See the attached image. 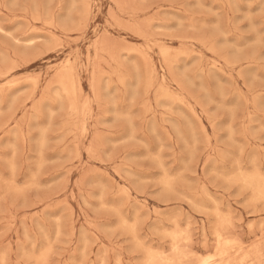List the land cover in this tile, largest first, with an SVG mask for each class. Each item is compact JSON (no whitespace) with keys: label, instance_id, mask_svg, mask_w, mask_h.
<instances>
[{"label":"rangeland","instance_id":"obj_1","mask_svg":"<svg viewBox=\"0 0 264 264\" xmlns=\"http://www.w3.org/2000/svg\"><path fill=\"white\" fill-rule=\"evenodd\" d=\"M222 1L0 0V72L4 74H0V263L1 258L6 257L7 261L3 264H27V257L33 251L38 253L49 249L50 253L54 252L51 253L48 264H144L141 262H144L146 251H161L165 256L172 251L171 246L169 247L170 236L174 232L176 234V230H179L177 233L186 241H182L184 246L191 248L192 252L191 249L189 252L194 253L195 255H192L199 260L200 257L204 258L213 253V238L219 223L217 220L223 217L228 232L229 228L233 229L235 225L236 231L231 229L230 234L238 239V236H241L240 242L248 253L251 252L253 244L252 249H262V259L258 263L261 264L264 260V224L261 225V222H264V197L257 196L258 184H250L249 181L252 178L264 179V0H233L234 6L231 0ZM247 10L250 12L247 13ZM173 17L175 19H171ZM142 25L144 27H141ZM145 33L149 34V37ZM234 36L237 37L233 38ZM211 42L213 44H210ZM54 43L60 44L57 47ZM178 47H183L184 51ZM210 47L214 48L213 53L210 51L211 54ZM158 48L161 50L158 51ZM133 50L135 52L131 53ZM138 50L140 53L136 52ZM169 52L174 53V58L172 55L171 59L169 58ZM94 55L99 57L100 61L95 60ZM198 55H201L200 59L203 60H200ZM168 59L170 63L167 62ZM67 62L71 64L69 67ZM211 66L217 70L220 68V72L213 70ZM147 69L149 73H154L150 75ZM61 72L62 75L59 74ZM73 72H76V75ZM194 73H197V76ZM238 75H241V78ZM90 76L95 77V83L92 82L94 77ZM18 78L28 85L22 84ZM147 78L153 81L148 83ZM11 79L14 83H11ZM202 80L204 86L200 82ZM57 82L60 83L57 85ZM177 84L181 86L177 88ZM56 86H60V90ZM113 88H117V92ZM155 92L157 94H154ZM121 93L125 95H120ZM256 93L261 95L257 97ZM65 94L67 98L74 100H66ZM126 94L129 95L128 98H125ZM48 97L52 101H49ZM155 98L158 100L155 101ZM254 98H258L260 108L263 109H259L258 104L256 106L257 100ZM76 99L81 102V106ZM252 99L255 102L251 101ZM179 100L183 101V104ZM197 101L199 105H196ZM232 102H235V105H232ZM76 104L79 106L76 107ZM181 105L187 109L178 107L182 112L179 111L177 106ZM37 106L42 107L39 108L41 112ZM78 107L80 112L77 111ZM143 117L145 119H142ZM249 117H252L253 122L248 120ZM65 123H69L68 126ZM168 124L170 125L167 126ZM211 124L213 129L209 127ZM247 126L253 128L249 129ZM204 128L207 131L205 135ZM161 131H164V135L158 134ZM249 134L250 137H255L250 138ZM196 136L199 139H196ZM89 146H92L91 149ZM148 152L154 155L151 156ZM218 156L222 159L219 160ZM233 156L234 161L231 159ZM211 160H214V163ZM187 164L189 165L186 166ZM210 166H214L211 171ZM219 167L225 169L221 174ZM229 169L230 173L234 172L233 175L229 173ZM174 182L175 185H172ZM171 190L176 192L172 193ZM120 194L123 196H119ZM207 194L213 195L210 197ZM190 199L191 202H188ZM199 199L203 205H208V208L205 205L203 207ZM214 202L218 205V210ZM220 210L223 212H220L218 217ZM226 210L232 215V226V220L228 219L229 213L225 214ZM135 219L139 222H134ZM213 220L215 225L214 222L211 224ZM176 223L177 226H174ZM251 229H254L255 233ZM184 230L190 238H186ZM207 231H212L211 237ZM204 237L207 238L206 241ZM203 240L207 244L206 249ZM29 248L30 253L27 251ZM71 253L76 257L72 255L71 259Z\"/></svg>","mask_w":264,"mask_h":264},{"label":"bare ground","instance_id":"obj_2","mask_svg":"<svg viewBox=\"0 0 264 264\" xmlns=\"http://www.w3.org/2000/svg\"><path fill=\"white\" fill-rule=\"evenodd\" d=\"M213 1H214V0H213ZM231 1H233V0H231ZM238 1H239V0H238ZM246 1H247V0H246ZM249 1H250V0H249ZM255 1H256V0H255ZM111 2H112V1H111ZM221 2H223V1L221 0ZM227 2H228V0H227ZM247 2H248V1H247ZM200 3H201V2H200ZM209 3H211V2H209ZM126 4H127V3H126ZM222 4H223V3H222ZM254 4H255V3H254ZM4 5H5V4H4ZM209 5H210V4H209ZM227 5H228V4H227ZM234 5H235V4H234V1H233V6H234ZM199 6H200V5H199ZM203 7H205V6H203ZM235 7L237 8V6H235ZM248 7H249V5H248ZM0 8H1V7H0ZM109 8H110V7H109ZM110 9H111V8H110ZM249 10H250V9H249ZM85 11H86V10H85ZM236 11H237V10H236ZM247 11H248V10H247ZM247 11H246V12H247ZM86 12H88V11H86ZM108 12H109V11H108ZM239 12H240V11H239ZM241 12H242V11H241ZM243 12H244V11H243ZM249 12H250V11H248L247 13H249ZM111 13H112V12H111ZM235 13H236V12H235ZM169 16H171V15H169ZM248 16L250 17V15H248ZM115 17H116V16H115ZM115 17H114V18H115ZM192 17H193V16H192ZM226 18H227V17H226ZM171 19H175V17H173V18H171ZM111 20H112V19H111ZM150 20L152 21V19H150ZM180 20H181V19H180ZM180 20H179V21H180ZM230 20H231V19H230ZM112 21H113V20H112ZM140 21H141V20H140ZM113 22H114V21H113ZM120 22H121V21H120ZM180 22H181V21H180ZM210 22H211V21H210ZM216 22H217V21H216ZM216 22H215V23H216ZM218 22H219V21H218ZM227 22H228V21H227ZM230 22H231V21H230ZM114 23H115V22H114ZM176 23H177V20H176ZM43 24H44V23H43ZM158 24H159V23H158ZM115 25H117V24L115 23ZM131 25H132V24H131ZM162 25H164V23H163ZM178 25H179V23H178ZM180 25H182V22H181ZM118 26H119V25H118ZM120 26H121V25H120ZM120 26H119V27H120ZM128 26H129V25H128ZM50 27H53V26H50ZM124 27H125V26H124ZM131 27H132V26H131ZM134 27H135V26H134ZM141 27H144V26L142 25ZM148 27H149V26H148ZM192 27H193V26H192ZM122 28H123V27H122ZM146 28H147V27H146ZM232 29H233V28H232ZM138 30H139V29H138ZM227 31H228V30H227ZM232 31H233V30H232ZM132 32H133V31H132ZM40 33H41V32H40ZM45 33H47V32H45ZM106 33H107V32H106ZM130 33H131V32H130ZM150 33H151V32H150ZM37 34H38V36H39V33H37ZM37 34H36V35H37ZM41 34H42V33H41ZM142 34H143V33H142ZM225 34H226V33H225ZM51 35H52V34H50V36H51ZM134 35H135V34H134ZM136 35H139V34H136ZM143 35H144V34H143ZM143 35H142V36H143ZM145 35H147V34L145 33ZM230 35H231V33H230ZM44 36H45V35H44ZM52 36H53V35H52ZM52 36H51V37H52ZM139 36H141V34H140ZM147 36L149 37V34H148ZM34 37H36V36H34ZM98 37H99V36H98ZM145 37H146V36H145ZM145 37H144V38H145ZM150 37H152V36H150ZM156 37H157V36H156ZM158 37H159V36H158ZM231 37H232V36H231ZM236 37H237V36H236ZM236 37L234 36L233 38H236ZM43 38H44V37H43ZM226 38H227V36H226ZM241 38H242V37H240V39H241ZM101 39H102V38H101ZM172 39H174V38H172ZM245 39H246V38H245ZM245 39H244V40H245ZM258 39H260V38L258 37ZM26 40H27V39H26ZM54 40H55V39H54ZM148 40H149V39H148ZM148 40H147V41H148ZM176 40H177V39H176ZM178 40H182V39H178ZM184 40H185V39H184ZM192 40H193V39H192ZM192 40H191V41H192ZM232 40H234V39H232ZM247 40H248V39H247ZM18 41H20V40H18ZM55 41H56V40H55ZM182 41H183V40H182ZM186 41H187V40H186ZM188 41H190V40H188ZM194 41H196V40H194ZM199 41H200V40H199ZM230 41H231V40H230ZM30 42H32V41H30ZM59 42H60V41H59ZM61 42H62V41H61ZM204 42H205V40H204ZM204 42H203V43H204ZM227 42H228V41H227ZM263 42H264V41H263ZM100 43H101V42H100ZM155 43H156V42H155ZM198 43H199V42H198ZM241 43H244V42H241ZM241 43H240V44H241ZM54 44H56V43H54ZM58 44H60V43H58ZM58 44H56V46H57ZM210 44H213V43L211 42ZM234 44H235V43H234ZM152 45H153V44H152ZM206 45H207V44H206ZM54 46H55V45H54ZM56 46H55V47H56ZM59 46H61V45H59ZM80 46H81V45H80ZM111 46H112V45H111ZM133 46H134V45H133ZM146 46H147V45H146ZM146 46H145V47H146ZM202 46H203V45H202ZM239 46H240V45H239ZM57 47H58V46H57ZM61 47H62V46H61ZM95 47H96V46H95ZM102 47H103V46H102ZM147 47H148V46H147ZM161 48H162V47H161ZM163 48H164V47H163ZM165 48H166V47H165ZM165 48H164V49H165ZM178 48H179V47H178ZM180 48L182 49L183 47H180ZM180 48H179V49H180ZM210 48H211V47H210ZM210 48H209V52L211 51V52L213 53L212 49H214V48H211V49H210ZM111 49H112V48H111ZM142 49H144V48L142 47ZM149 49H150V48H149ZM164 49H163V50H164ZM167 49H168V48H167ZM50 50H51V49H50ZM52 50H53V49H52ZM54 50H55V49H54ZM99 50H100V48H99ZM106 50H107V49H106ZM147 50H148V48H147ZM159 50H161V49L158 48V51H159ZM174 50H175V49H174ZM177 50H178V49H177ZM182 50L184 51V49H182ZM207 50H208V49H207ZM164 51H165V50H164ZM164 51H163V52H164ZM179 51H181V50H179ZM215 51H216V50H215ZM95 52L97 53V51H95ZM100 52H102V50H100ZM132 52H135V51L133 50V51H131V53H132ZM136 52L140 53L139 50L136 51ZM172 52H173V51H172ZM211 52H210V54H211ZM96 53H95V54H96ZM141 53H143V52H141ZM183 53H184V52H183ZM159 54H161V53L159 52ZM166 54H167V53H166ZM173 54H174V53H173ZM173 54L169 52V58H170V59H171V57H173ZM175 54H176V52H175ZM186 54H188V53L186 52ZM194 54H196V53H194ZM140 55H141V54H140ZM145 55H146V54H144V56H145ZM171 55H172V56H171ZM176 55L178 56V53H177ZM176 55H175V56H176ZM181 55H182V53H181ZM184 55H185V54H184ZM214 55H215V57L217 56L216 53H215ZM214 55H213V56H214ZM87 56H88V55H87ZM87 56H86V58H87ZM142 56H143V54H142ZM146 56H147V55H146ZM170 56H171V57H170ZM185 56H186V55H185ZM185 56H181V57H185ZM187 56H189V55H187ZM200 56H201V55H200ZM200 56L198 55V58H199V59H200ZM160 57L162 58V56H160ZM179 57H180V56H179ZM88 58H89V57H88ZM88 58H87V59H88ZM94 58H95V60L97 59L98 61H100V60L98 59L99 57L97 58V56H95V55H94ZM173 58H174V57H173ZM176 58H178V57H176ZM198 58H197V59H198ZM74 59H75V58H74ZM76 59H77V58H76ZM109 59H110V58H109ZM113 59H114V58H113ZM132 59H133V58H132ZM187 59H188V57H187ZM197 59L195 58V60H197ZM218 59H219V58H218ZM260 59L262 60L263 58H260ZM174 60H175V59H174ZM193 60H194V59H193ZM195 60H194V61H195ZM200 60H203V59H200ZM219 60H220V59H219ZM98 61H97V62H98ZM149 61H150V60H149ZM168 61H169V59L167 60V62H168ZM191 61H192V60H191ZM253 61H254V59H253ZM263 61H264V60H263ZM88 62H89V61H88ZM162 62H163V61H162ZM186 62H187V60H186ZM189 62H190V61H189ZM225 62H226V61H225ZM228 62H229V61H228ZM246 62H247V61H246ZM168 63H170V62H168ZM171 63H172V62H171ZM229 63H230V62H229ZM65 64H66V63H65ZM67 64H69V65H67ZM67 64H66V65H67L68 67L71 65L69 62H67ZM172 64H173V63H172ZM172 64H171V65H172ZM174 64H175V63H174ZM174 64H173V65H174ZM180 64H181V63H180ZM186 64H187V63H186ZM206 64H207V63H206ZM226 64H227V63H226ZM232 64H233V63H232ZM234 64H235V63H234ZM234 64H233V65H234ZM61 65H62V64H61ZM86 65H87V64H86ZM97 65H98V64H97ZM148 65H149V64H148ZM151 65H152V64H151ZM173 65H172V66H173ZM199 65H201V63H200ZM218 65H219V64H218ZM235 65H238V64H235ZM249 65H250V64H249ZM251 65H252V64H251ZM62 66H63V65H62ZM99 66H100V65H98V67H99ZM149 66H150V65H149ZM149 66H148V67H149ZM172 66H171V68H172ZM175 66H177V64H176ZM175 66H174V67H175ZM188 66H189V65H188ZM212 66H214V65H212ZM212 66H211V68H212ZM227 66H228V65H227ZM256 66H257V65H256ZM56 67H57V66H56ZM151 67H152V66H151ZM183 67H184V66H183ZM198 67H199V66H198ZM232 67H233V66H232ZM263 67H264V66H263ZM83 68H84V67H83ZM153 68H154V67H153ZM171 68H170V69H171ZM175 68H176V67H175ZM177 68H178V66H177ZM177 68H176V69H177ZM255 68H256V67H255ZM9 69H10V68H9ZM48 69H50V68H48ZM66 69H67V68H65V70H66ZM145 69H146V67H145ZM160 69H161V68H160ZM167 69H168V68H167ZM180 69H181V67H180ZM212 69H213V68H212ZM214 69H216V68L214 67ZM214 69H213V70H214ZM219 69H220V68H219ZM219 69H218V70H219ZM257 69H258V68H257ZM13 70H16V69H13ZM59 70H61V69H59ZM147 70H148V73H149V69H147ZM147 70H146V71H147ZM152 70H153V69H152ZM161 70H162V69H161ZM198 70H199V68H198ZM200 70H201V69H200ZM204 70H205V69H204ZM210 70H211V69H210ZM213 70H212V71H213ZM216 70H217V69H216ZM218 70H217V71H218ZM221 70H222V69H221ZM254 70H256V69H254ZM7 71H9V70H7ZM66 71H67V70H66ZM167 71H168V70H167ZM195 71H196V70H195ZM195 71H194V72H195ZM248 71H250V70H248ZM263 71H264V69H263ZM64 72H65V71H64ZM92 72H93V71H92ZM119 72H121V71H119ZM163 72H164V71H163ZM168 72H169V71H168ZM198 72H199V71H198ZM206 72H207V71H206ZM208 72H211V71H208ZM213 72H214V71H213ZM213 72H211L210 74H212ZM218 72H220V71H218ZM238 72H239V71H238ZM251 72H252V71H251ZM256 72H257V71H255V73H256ZM56 73H58V72H56ZM56 73H55V74H56ZM73 73H74V72H73ZM75 73H76V72H75ZM75 73H74V74H75ZM150 73H154V72H153V71H152V72L150 71ZM150 73H149V74H150ZM203 73H204V72H203ZM239 73H240V72H239ZM239 73H238V74H239ZM252 73H254V72H252ZM0 74H1V72H0ZM55 74H53V75H55ZM59 74L62 75V72L59 73ZM74 74H73V75H74ZM92 74L94 75V73H92ZM168 74H170V72H169ZM1 75L4 76V74H1ZM1 75H0V76H1ZM6 75H7V73H6ZM8 75H9V74H8ZM69 75H70V74H69ZM75 75H76V74H75ZM122 75H123V74H121V76H122ZM145 75H146V74H145ZM150 75H151V74H150ZM194 75H195V73H194ZM194 75H193V76H194ZM202 75H203V74H202ZM202 75H201V76H202ZM207 75H208V74H207ZM207 75H206V76H207ZM215 75H216V74H215ZM224 75H225V73H224ZM2 76H1V77H2ZM22 76H23V75H22ZM39 76H40V75H39ZM115 76H117V73L115 74ZM123 76H124V75H123ZM147 76H148V75H147ZM152 76H153V75H152ZM155 76H156V74H155ZM195 76H197V73H196ZM195 76H194V77H195ZM199 76H200V75H199ZM203 76H204V75H203ZM238 76L240 77L241 75H238ZM256 76H257V75H256ZM1 77H0V79H1ZM5 77H6V76H5ZM19 77H20V76H19ZM36 77H37V79H38V76H36ZM51 77H52V76H51ZM57 77H58V76H57ZM73 77H74V76H73ZM75 77H76V76H75ZM90 77H91V76H90ZM93 77H94V76H93ZM93 77H91V78H93ZM118 77H119V76H118ZM125 77H126V76H125ZM148 77H150V76H148ZM161 77H162V79L164 78L163 76H161ZM170 77H171V76H170ZM214 77H215V76H214ZM214 77H213V78H214ZM217 77H218V76H217ZM225 77H226V76H225ZM239 77H238V78H239ZM3 78H4V77H3ZM14 78H15V77H14ZM21 78H22V77H21ZM21 78H20V79H21ZM77 78H78V77H77ZM120 78H121V77H120ZM123 78H124V77H122V79H123ZM127 78H128V76H127ZM172 78H173V77H172ZM195 78H196V77H195ZM200 78H201V77H200ZM211 78H212V77H211ZM226 78H227V77H226ZM226 78H225V79H226ZM228 78H229V76H228ZM228 78H227V79H228ZM230 78H232V77L230 76ZM240 78H241V77H240ZM250 78H251V77H250ZM260 78H261V77H260ZM24 79H25V78H24ZM32 79H33V78H32ZM51 79H52V78H51ZM94 79H95V77L92 79V82H93ZM110 79H111V78H110ZM115 79H116V78H115ZM125 79H126V78H125ZM128 79H130V78H128ZM148 79H149V78H147V82H148V81H151V80H148ZM155 79H156V78H155ZM162 79H161V80H162ZM219 79H221V78H219ZM227 79H226V80H227ZM232 79H233V78H232ZM256 79H257V78H256ZM261 79H262V78H261ZM1 80H2V79H1ZM11 80H12L11 83H14V82H13V79H11ZM14 80H15V79H14ZM18 80H19V78H18ZM26 80H27V79H26ZM35 80H36V79H35ZM39 80H40V78H39ZM77 80L79 81V79H77ZM95 80H96V79H95ZM145 80H146V79H145ZM190 80H192V79H190ZM223 80H224V79H223ZM223 80H222L221 82H223ZM230 80H231V79H230ZM262 80H263V79H262ZM19 81H21V80H19ZM70 81H71V80H70ZM78 81H77V82H78ZM126 81H127V80H126ZM126 81L124 80V82H126ZM152 81H153V80H152ZM152 81H151V82H152ZM156 81H158V78H157ZM192 81H193V80H192ZM195 81H197V80L195 79ZM214 81H215V80H214ZM216 81H217V80H216ZM232 81H233V80H232ZM250 81H251V80H250ZM263 81H264V80H263ZM9 82H10V81H9ZM21 82H22V81H21ZM37 82H38V80H37ZM47 82H48V81H47ZM92 82H90V83H92ZM113 82H114V81H113ZM117 82H118V81H117ZM129 82H130V81H129ZM151 82H150L149 85H151ZM172 82L174 83V80H172ZM200 82H201V84L204 86V84H203V80L200 81ZM226 82H227V81H226ZM5 83H6V82H5ZM58 83H60V82H57V85H58ZM62 83H63V82H62ZM93 83H95V82H93ZM114 83H115V82H114ZM127 83H128V81H127ZM148 83H149V82H148ZM161 83H162V82H161ZM161 83H160V84H161ZM197 83H198V82H197ZM16 84H17V79H16ZM22 84H27V83H23V82H22ZM34 84H35V83H34ZM87 84H88V83H87ZM124 84H125V83H123V85H124ZM128 84H130V83H128ZM138 84H139V81H138ZM156 84H157V83H156ZM163 84H164V83H163ZM163 84H162V85H163ZM174 84H175V83H174ZM194 84H195V83H194ZM218 84H219V83H218ZM237 84H238V83H237ZM14 85H15V84H14ZM27 85H28V84H27ZM32 85H33V84H32ZM36 85H38V83H37ZM45 85H46V84H45ZM145 85H146V84H145ZM145 85H144V86H145ZM147 85H148V84H147ZM152 85L155 86V84H153V83H152ZM158 85H159V84H158ZM225 85H226V83H225ZM0 86H2V85H0ZM4 86H5V85H4ZM6 86H7V85H6ZM12 86H13V85H12ZM12 86H10V87H12ZM33 86H34V85H33ZM61 86H62V85H61ZM63 86H64V84H63ZM70 86H71V85H70ZM89 86L91 87L90 84H89ZM119 86H120V85H119ZM126 86H128V85H126ZM154 86H153V87H154ZM179 86H181V85L179 84ZM179 86H178V84H177V88H178ZM198 86H199V85H198ZM217 86H218V85H217ZM227 86H228V84H227ZM235 86H236V85H235ZM7 87H8V86H7ZM15 87H17V86H15ZM35 87H36V89H37V86H35ZM35 87H33V88H35ZM56 87H58V86H56ZM68 87H69V86L67 85V88H68ZM92 87H93V86H92ZM92 87H91V89H93ZM107 87H108V86H107ZM115 87H116V86H115ZM148 87H149V86H148ZM151 87H152V86H151ZM151 87H150V88H151ZM157 87H158V86H156V88H157ZM163 87H164V86H163ZM33 88H32V89H33ZM54 88H55V86H54ZM58 88H59V90H60V86H59ZM64 88H65V87H63V89H64ZM69 88H70V87H69ZM69 88H68V89H69ZM108 88H109V87H108ZM124 88H125V85H124ZM124 88H123V89H124ZM8 89H9V88H8ZM11 89H12V88H11ZM113 89H114V88H113ZM127 89H129V88H127ZM137 89H138V88H137ZM216 89H217V91H218V87H217ZM4 90H5V88H4ZM6 90H7V89H6ZM33 90H34V89H33ZM76 90H77V89H76ZM111 90H112V89H111ZM111 90H109V91H111ZM116 90H117V88H116ZM116 90L114 89V91H116ZM124 90H125V89H124ZM164 90H165V88H164ZM164 90H163V91H164ZM179 90H180V89H179ZM203 90H204V89H203ZM236 90H237V89H236ZM253 90H254V89H253ZM64 91H66V93H67V90H64ZM137 91H138V90H137ZM154 91H155V90H154ZM159 91H160V90H159ZM168 91H169V89H168ZM224 91H225V90H224ZM5 92H6V91H5ZM44 92H45V91H44ZM68 92H70V91H68ZM116 92H117V91H116ZM124 92L126 93V91H124ZM128 92H130V91H128ZM143 92H144V91H143ZM148 92H149V91H147V93H148ZM156 92H157V91H156ZM156 92H155L154 94H157ZM160 92H161V91H160ZM160 92H159V93H160ZM206 92H208V91H206ZM215 92H216V91H215ZM225 92H226V91H225ZM232 92H233V91H232ZM239 92H240V91H239ZM63 93H64V92H63V90H62V94H63ZM77 93H78V92H77ZM91 93H92V92H91ZM97 93H98V92H97ZM119 93H120V91H119ZM144 93H145V92H144ZM170 93H172V92L170 91ZM176 93H177V92H176ZM185 93H186V92H185ZM217 93H218V92H217ZM223 93H224V92H223ZM252 93H253V92H252ZM6 94H7V93H6ZM34 94H35V93H34ZM42 94H43V89H42ZM42 94H41V95H42ZM48 94H49V93H48ZM52 94H53V93H52ZM68 94H70V93H67V95H68ZM115 94H116V93H115ZM148 94H150V93H148ZM206 94H207V93H206ZM208 94H210V93H208ZM233 94H235V93L233 92ZM236 94H237V92H236ZM44 95H46V94H44ZM67 95L65 94L64 98L66 97V100H68V99L70 100V98H71V97H70L71 94H70V96H69L70 98H67ZM78 95H79V94H78ZM80 95H81V94H80ZM120 95H123V96H124L125 94H122V93H121ZM172 95H173V93H172ZM175 95H178V94H175ZM185 95H186V94H185ZM189 95H190V94H189ZM224 95H225V94H224ZM242 95H243V94H242ZM250 95H251V94H250ZM255 95L257 96L258 93H256ZM260 95H261V94H259L258 96H260ZM0 96H1V95H0ZM61 96H62V95H61ZM87 96H88V95H87ZM206 96H208V95H206ZM210 96H211V94H210ZM214 96H215V94H214ZM233 96H234V95H233ZM235 96H236V95H235ZM239 96H241V95H239ZM258 96H257V97H258ZM41 97H42V96H41ZM45 97H46V96H45ZM45 97H44V98H45ZM52 97L54 98V96H52ZM76 97H77V96H76ZM78 97H79V96H78ZM78 97H77V98H78ZM128 97H129V95L126 94V97H125V98H128ZM157 97H158V96H157ZM174 97H175V96H174ZM178 97H179V96H178ZM178 97H177V98H178ZM218 97H219V96H218ZM224 97H225V96H224ZM241 97H243V96H241ZM254 97H255V96H254ZM1 98H2V96H1ZM42 98H43V97H42ZM61 98H62V97H61ZM79 98H80V97H79ZM92 98H93V94H92ZM97 98H98V97H97ZM97 98H96V99H97ZM142 98H144V97H142ZM152 98H153V100H154V97H152ZM175 98H176V97H175ZM191 98H192V97H191ZM191 98H190V99H191ZM216 98H217V97H216ZM216 98L213 97V99H216ZM226 98H227V97H226ZM251 98H253V96H252ZM259 98L261 99V97H259ZM72 99H73V98H71V100H72ZM162 99H163V98H162ZM167 99H169V97H168ZM172 99H173V98H172ZM219 99H220V98H219ZM224 99H225V98H223V101H224ZM234 99H236V97H235ZM237 99H238V98H237ZM244 99H245V98H244ZM254 99H255V98H254ZM262 99L264 100V98H262ZM0 100H1V99H0ZM41 100H42V99H41ZM48 100H49V97H48ZM48 100H47V101H48ZM55 100H56V99H55ZM55 100H54V101H55ZM73 100H74V99H73ZM80 100H81V98H80ZM80 100H79V101H80ZM85 100H86V99H85ZM85 100H84V101H85ZM87 100H88V99H87ZM87 100H86V101H87ZM157 100H158V99H157ZM157 100H156V98H155V101H157ZM165 100H166V99H165ZM191 100H193V99H191ZM191 100H190V101H191ZM205 100H206V99H205ZM207 100H208V99H207ZM255 100H257V102L255 103L256 106H257V104L259 105V103H258V102H259V101H258V98L255 99ZM43 101L45 102V100H43ZM49 101H52L51 98H50ZM58 101H59V100H58ZM76 101L78 102L77 99H76ZM94 101H95V98H94ZM155 101H154V102H155ZM159 101H160V99H159ZM159 101H158V103H159ZM162 101H163V100H162ZM166 101H167V103H168V100H166ZM173 101H174V100H173ZM179 101H180V100H179ZM213 101H215V100H213ZM237 101H238V100H237ZM243 101H244V100H243ZM245 101H246V100H245ZM251 101L255 102L253 99H252ZM56 102H57V101H56ZM68 102H71V101H68ZM91 102H92V100H91ZM122 102H123V101H122ZM171 102H172V101H171ZM182 102H183V101H182ZM182 102L180 101V103H182ZM216 102L218 103L217 100H216ZM235 102H236V101H235ZM235 102H234V103L232 102V103H233L232 105H235ZM42 103H43V102H42ZM50 103H51V102H50ZM59 103H60V102H59ZM71 103H72V102H71ZM74 103H75V102H74ZM80 103H81V102H80ZM80 103L78 102V104H80ZM88 103H89V102H87V105H88ZM149 103H150V102H149ZM149 103H148V104H149ZM160 103L163 104L161 101H160ZM175 103H176V101H175ZM180 103H179V104H180ZM189 103H190V102H189ZM196 103H198V101H197ZM244 103H246V102H244ZM262 103H264V102H262ZM262 103H261V101H260V104H262ZM1 104H2V102H0V105H1ZM36 104H37V103H36ZM57 104H58V103H57ZM78 104H76V107H77ZM83 104H84V106H85V103H84V102H83ZM90 104H91V103H90ZM120 104H121V103H120ZM122 104H123V103H122ZM124 104H125V103H124ZM148 104H147V106L149 107ZM150 104H151V103H150ZM165 104H166V103H165ZM165 104H164V105H165ZM182 104H183V103H182ZM236 104H237V103H236ZM38 105H40V104H38ZM49 105H50V104H49ZM58 105H59V104H58ZM58 105H57V106H58ZM60 105H62V104H60ZM70 105H71V104H70ZM72 105H73V104H72ZM81 105H82V104H80V106H81ZM115 105H116V103H115ZM168 105H169V104H168ZM189 105H190V104H189ZM194 105H195V102H194ZM196 105H199V103L196 104ZM200 105H201V104H200ZM229 105H230V104H229ZM229 105H228V106H229ZM247 105H248V102H247ZM263 105H264V104H263ZM263 105H261V106H263ZM62 106H63V105H62ZM65 106H66V105H65ZM78 106H79V105H78ZM120 106H123V105H120ZM154 106H155V105H154ZM161 106H162V105H161ZM173 106H175V105H173ZM187 106H188V105H187ZM190 106H191V105H190ZM201 106H202V105H201ZM201 106H200V108H201ZM237 106H239V104H237ZM245 106H246V105H245ZM253 106H255V105H253ZM256 106H255V107H256ZM52 107H54V106L52 105ZM69 107H71V106H68V108H69ZM87 107L89 108V106H87ZM87 107H86L85 109H87ZM115 107L117 108V106H115ZM139 107H140V106H139ZM151 107H152V106H151ZM158 107H159V106H158ZM171 107H172V106H171ZM178 107L181 108L182 105H181V106H177V108H178ZM183 107H184V105H183ZM183 107H182V108H183ZM196 107H199V106H196ZM255 107H254V108H255ZM37 108H38V106H37ZM39 108H42V107L39 106ZM39 108H38V110H40V112H41V109H39ZM59 108H60V107H59ZM74 108H75V106H74ZM79 108H80V107H78V110H77V109H76V110L79 111V110H80ZM81 108H82V107H81ZM116 108H115V109H116ZM118 108H119V106H118ZM134 108H135V107H134ZM156 108H157V107H156ZM159 108H160V107H159ZM167 108H168V107H167ZM175 108H176V107H175ZM182 108H181V109H182ZM185 108L187 109V107H184V109H185ZM189 108H190V107H189ZM258 108H259V109H263V107L260 108V105L258 106ZM71 109H73V106H72ZM71 109H69V110H71ZM82 109H83V108H82ZM85 109H84V110H85ZM121 109H122V107H121ZM142 109H143V108H142ZM150 109H151V108H150ZM157 109H158V108H157ZM165 109H166V108H165ZM171 109H172V108H171ZM186 109H185V110H186ZM191 109H192V108H191ZM191 109H190V110H191ZM237 109H238V108H237ZM252 109H253V108H252ZM255 109H256V108H255ZM62 110H63V109H62ZM116 110H117V109H116ZM151 110H152V109H151ZM178 110H179V108H178ZM199 110H200V109H199ZM253 110H254V109H253ZM256 110H257V109H256ZM33 111H34V110H33ZM74 111H75V109H74ZM85 111H87V110H85ZM120 111H121V110H120ZM127 111H129V110H127ZM175 111H176V110H175ZM179 111H181V110H179ZM79 112H80V111H79ZM139 112H141V111H139ZM144 112H145V110H144ZM155 112H156V111H155ZM173 112H174V109H173ZM181 112H182V111H181ZM187 112L189 113V111H187ZM202 112H204V111L202 110ZM236 112H237V111H236ZM236 112H235V114H236ZM247 112H248V111H247ZM33 113H35V112H33ZM36 113H37V112H36ZM42 113H43V112H42ZM42 113H40L41 116H42ZM67 113H68V112H67ZM115 113H116V112H115ZM149 113H150V112H149ZM151 113H152V112H151ZM174 113H175V112H174ZM191 113H192V112H191ZM191 113H189V114H191ZM228 113H229V112H228ZM248 113H249V112H248ZM37 114H38V113H37ZM37 114H36V115H37ZM83 114H84V113H83ZM85 114H86V113H85ZM89 114H90V112H89ZM89 114H88V115H89ZM117 114H118V113H117ZM132 114H133V113H132ZM132 114H131V115H132ZM140 114H141V113H140ZM144 114H145V113H144ZM172 114H173V113H172ZM194 114H195V113H194ZM202 114H203V113H202ZM205 114H206V113H205ZM205 114H204V115H205ZM229 114H230V113H229ZM246 114H247V113H246ZM31 115H32V114H31ZM120 115H121V114H120ZM158 115H159V114H158ZM199 115H200V114H199ZM248 115H249V114H248ZM75 116H76V115H75ZM151 116H152V115H150V118H151ZM171 116H172V115H171ZM175 116H176V114H175ZM177 116H178V115H177ZM177 116H176V117H177ZM185 116H187V115H185ZM191 116H193V114H192ZM197 116H198V115H195V117H197ZM205 116H208V115H205ZM251 116H252V115H251ZM253 116H254V115H253ZM140 117H142V116H140ZM153 117H154V116H153ZM159 117H160V115H159ZM165 117H167V116H165ZM178 117H179V116H178ZM195 117H194V118H195ZM200 117H201V116H200ZM233 117H234V116H233ZM245 117H246V115H245ZM245 117H244V118H245ZM254 117H255V116H254ZM73 118H75V117H73ZM82 118L84 119L83 116H82ZM85 118H86V117H85ZM169 118H170V117H169ZM187 118H189V117L187 116ZM244 118H242V120H245ZM249 118H250V117H249ZM249 118H248V120H251L252 117H251L250 119H249ZM255 118H256V117H255ZM255 118H254L253 120H255ZM35 119H36V118H35ZM68 119H69V116H68ZM76 119H77V118H76ZM142 119H145V118L143 117ZM148 119H149V118H148ZM148 119H147V121L150 122L151 119H150V120H148ZM165 119H166V118H165ZM179 119H181V117H180ZM195 119H196V118H195ZM198 119H199V118H198ZM205 119H206V118H205ZM230 119H234V118H230ZM256 119H257V118H256ZM261 119H262V118H261ZM39 120H40V119H39ZM152 120H153V119H152ZM169 120H170V119H169ZM173 120H174V119H173ZM173 120H172V121H173ZM175 120H176V119H175ZM189 120H190V119H189ZM206 120H207V119H206ZM211 120H212V119H211ZM213 120H214V119H213ZM213 120H212V121H213ZM248 120H247V121H248ZM263 120H264V118H263ZM72 121H73V119H72ZM154 121H156V120H154ZM176 121H177V120H176ZM196 121H197V120H196ZM251 121H252V120H251ZM66 122H67V121H66ZM75 122H76V121H75ZM151 122H152V121H151ZM151 122H150V123H151ZM163 122H164V119H163ZM165 122H166V121H165ZM168 122H169V121H168ZM183 122H185V121H183ZM197 122H198V121H197ZM248 122H249V121H248ZM252 122H253V121H252ZM252 122H251V123H252ZM15 123H16V122H15ZM39 123H40V122H39ZM85 123H86V122H85ZM176 123H177V122H176ZM198 123H200V122H198ZM215 123H216V120H215ZM215 123H214V124H215ZM229 123H230V120H229ZM231 123H232V122H231ZM233 123H234V122H233ZM246 123H247V122H246ZM68 124H69V123H67V124L65 123V125H67V126H68ZM72 124H73V123H72ZM79 124H80V123H79ZM177 124H178V123H177ZM206 124H207V123H206ZM214 124H213V125H214ZM241 124H243V122H242ZM254 124H255V123H254ZM256 124H257V123H256ZM256 124H255V125H256ZM261 124H262V123H261ZM263 124H264V123H263ZM81 125H83V124L81 123ZM84 125H86V124H84ZM149 125H150V124H149ZM149 125H148V127H149ZM165 125H166V124H165ZM169 125H170V124H168L167 126H169ZM185 125H186V124H185ZM193 125H194V124L192 123V127L194 128ZM226 125H228V124H226ZM226 125H225V126H226ZM230 125H231V124H230ZM247 125H248V124H247ZM249 125H250V124H249ZM69 126H70V125H69ZM74 126H75V124H74ZM142 126H143V123H142ZM154 126L156 127V126H157V123H156ZM200 126H201V125H200ZM222 126H223V125H222ZM245 126H246V125H245ZM251 126H253V125H251ZM251 126H250V127H251ZM146 127H147V125H146ZM160 127H161V126H160ZM170 127H171V126H170ZM209 127L212 128V127H213L212 124H211V126H209ZM247 127H248V126H247ZM250 127H248V128H249V129L253 128V127H251V128H250ZM260 127H262V126H260ZM260 127H258V128H260ZM263 127H264V126H263ZM82 128H83V126H82ZM91 128H92V127H91ZM200 128H201V127H200ZM222 128L224 129L225 127H222ZM244 128H246V127H244ZM244 128H243V129H244ZM67 129H68V128H67ZM73 129H75V128H73ZM155 129H156V128H155ZM178 129H179V128H178ZM189 129H190V128H189ZM212 129H213V128H212ZM254 129H255V128H254ZM65 130H66V129H65ZM84 130H85V129H84ZM146 130H148V129L146 128ZM153 130H154V128H153ZM163 130H164V129H163ZM172 130H173V128H172ZM200 130H201V129H200ZM202 130H203V129H202ZM225 130H227V129H225ZM233 130H234V129H233ZM22 131H23V130H22ZM78 131H79V130H78ZM78 131H77V132H78ZM164 131H165V130H164ZM164 131H163V132H164ZM173 131H174V130H173ZM189 131H190V130H189ZM189 131H188V134H189ZM204 131H205V132H203V134L207 132V131L205 130V128H204ZM243 131H244V130H243ZM243 131H242V133H243ZM246 131H247V130H246ZM246 131H245V132H246ZM249 131H250V130H249ZM84 132H85V131H84ZM84 132H82L83 134H81V133H80V134L83 136V135H84ZM157 132H158V131H156V133H157ZM163 132L161 131V132H159L158 134L161 135V133H163ZM167 132H168V131H167ZM194 132H195V131H194ZM41 133H43V132H41ZM41 133H40V134H41ZM46 133H47V131H46ZM58 133H59V132H58ZM174 133L177 134V132H174ZM190 133H191V135H192V132H191V131H190ZM227 133H229L228 130H227ZM234 133H235V131H234ZM247 133H249V132L247 131ZM65 134H66V133H65ZM74 134H75V133H74ZM74 134H73V135H74ZM166 134H167V133H166ZM182 134H183V133H182ZM194 134H195V133H194ZM243 134H244V133H243ZM66 135H67V134H66ZM69 135H70V134H69ZM81 135H80V136H81ZM156 135H157V134H156ZM156 135H155V136H156ZM159 135H158V136H159ZM163 135H164V133H163ZM189 135H190V134H189ZM195 135H196V134H195ZM204 135H205V134H204ZM207 136H208V135H207ZM69 137H70V136H69ZM94 137H95V136H94ZM167 137H168V136H167ZM177 137H178V136H177ZM192 137H193V135H192ZM196 137H197V136H196ZM208 137H209V136H208ZM247 137H248V136H247ZM249 137H250V134H249ZM252 137H255V136H252ZM252 137H250V138H252ZM45 138H46V137H45ZM158 138H159V137H158ZM164 138H166V137H164ZM168 138H169V137H168ZM168 138H166V139H168ZM206 138H207V137H206ZM206 138H205V139H206ZM232 138H233V136H232ZM245 138H246V137H244V139H245ZM24 139H25V138H24ZM159 139H161V138H159ZM169 139H172L171 136H170ZM184 139H185V138H184ZM196 139H199V138L197 137ZM208 139L210 140L211 138L209 137ZM223 139H224V138H223ZM234 139H235V138H234ZM191 140H192V139H191ZM193 140H194V137H193ZM246 140H247V139H246ZM23 141H24V140H23ZM79 141H80V140H79ZM79 141H77V142H79ZM160 141H161V140H160ZM170 141H171V140H170ZM180 141H181V139H180ZM184 141H186V140H184ZM234 141H235V140H234ZM247 141H248V140H247ZM256 141H257V140H256ZM163 142H164V140H162V143H163ZM171 142H172V141H171ZM186 142H187V141H186ZM208 142H209V141H208ZM227 142H229V141H227ZM245 142H246V141H245ZM248 142H249V141H248ZM253 142H254V141H253ZM23 143L25 144V142H23ZM89 143H90V142H89ZM190 143H192V142H190ZM190 143H188V144H190ZM197 143H198V142H197ZM145 144H146V143H145ZM171 144H172V143H171ZM230 144H231V143H230ZM248 144H249V143H248ZM43 145H44V144H43ZM175 145H177L176 142H175ZM240 145H242V144L240 143ZM244 145H246V144H244ZM24 146H25V145H24ZM163 146H164V145H163ZM195 146H196V145H195ZM207 146H208V145H207ZM235 146H236V145H235ZM90 147H92V146H89V148H90ZM147 147H148V146H147ZM175 147H176V146H175ZM191 147H193L192 144H191ZM210 147H211V146H210ZM242 147H245V146H242ZM253 147H254V146H253ZM43 148H44V147H43ZM43 148H42V149H43ZM212 148H213V147H212ZM236 148H238V147H236ZM239 148H240V147H239ZM254 148H255V147H254ZM90 149H91V148H90ZM145 149H146V148H145ZM151 149H152V148H151ZM187 149H188V148H187ZM191 149H192V148H191ZM228 149H229V148H228ZM255 149H258V148L256 147ZM255 149H254V150H255ZM42 151H43V150H42ZM184 151H186V150L184 149ZM195 151H197L196 148H195ZM222 151H225V150H222ZM227 151H228V150H227ZM227 151H226V152H227ZM256 151H258V150H256ZM256 151L254 152V155L256 154ZM261 151H262V150H261ZM216 152H218V151H216ZM228 152H230V151H228ZM258 152H259V151H258ZM148 153H149V152H148ZM148 153H147V154H148ZM150 153H151V152H150ZM150 153H149V154H150ZM155 153H156V152H155ZM188 153H190V152H188ZM212 153H213V151H212ZM247 153H248V152H247ZM247 153H246V154H247ZM251 153H253L252 150H251V152H250V155H252ZM149 154H148V156H149ZM174 154H175V153H174ZM174 154H173V156H174ZM242 154H243V152H242ZM242 154H241V155H242ZM263 154H264V152H263ZM150 155L153 156L154 154L151 153ZM159 155H160V154H159ZM187 155H188V154H187ZM217 155H218V154H217ZM219 155H220V153H219ZM222 155H223V154H222ZM230 155H231V154H230ZM238 155H239V154H238ZM247 155H248V154H247ZM247 155H246V156H247ZM250 155H249V157H250ZM144 156H146V155H144ZM155 156H157V155H155ZM179 156H180V155H179ZM220 156H221V155H220ZM223 156H227V154H225V155H223ZM223 156H222V157H223ZM228 156H229V154H228ZM231 156H232V155H231ZM234 156H235V158H236V155H234ZM234 156H233V158L230 157L233 161L235 160V159H234ZM257 156H258V155H257ZM158 157H159V156H158ZM181 157H182V156H181ZM188 157H189V155H188ZM249 157H248V158H249ZM150 158H151V157H150ZM191 158H193V157H191ZM210 158H211V157H210ZM218 158H219V156H218ZM224 158H225V157H224ZM251 158H252V157H251ZM254 158L256 159V156H254ZM220 159H222V158H219V160H220ZM237 159H238V157H237ZM244 159H245V158H244ZM246 159H247V158H246ZM190 160H191V159H190ZM215 160H216V159H215ZM183 161H184V160H183ZM188 161H189V160H188ZM213 161H214V160H213ZM213 161L211 160L212 163H214ZM223 161H224V160H223ZM256 161H257V160H256ZM184 162H185V161H184ZM186 162H187V161H186ZM211 162H210V163H211ZM224 162H225V161H224ZM235 162H236V161H235ZM235 162H234V164H235ZM37 163H38V162H37ZM212 163H211V164H212ZM216 163H217V162H216ZM220 163H221V161H220ZM240 163H241V162H240ZM248 163H249V162H248ZM258 163H259V162H258ZM222 164H223V163H222ZM231 164L233 165L232 162H231ZM182 165H183V164H182ZM188 165H189V164H187L186 166H188ZM219 165H220V164H219ZM232 165H231V166H232ZM248 165H249V164H248ZM255 165H256V163H255ZM163 166H164V165H163ZM184 166H185V165H184ZM211 166H212V165H211ZM211 166H210V169H209L210 171H211V169H212L215 165H214L213 167H211ZM216 166H217V165H216ZM220 166H221V165H220ZM222 166H223V165H222ZM231 166H230V167H231ZM233 166H234V165H233ZM245 166H246V165H245ZM245 166H244V167H245ZM250 166H251V165H250ZM250 166H249V167H250ZM253 166H254V165H253ZM253 166H251V167H253ZM157 167H158V166H157ZM255 167H256V166H255ZM28 168H29V167H27V169H28ZM219 168H220V167H219ZM233 168H234V167H233ZM161 169H162V166H161V168H160V171H161ZM182 169H183V168H182ZM227 169H228V167H227ZM227 169H226V170H227ZM230 169H232V167H231ZM230 169H229V173H230ZM241 169H243V168H242V165H241ZM244 169L246 170V167H245ZM28 170H29V169H28ZM184 170H185V169H184ZM224 170H225V169H224ZM224 170H222V167H221V168H220V174H221V171H224ZM234 170H235V169H234ZM245 170H243V171H245ZM165 171H167V170H165ZM185 171H186V170H185ZM185 171H184V172H185ZM212 171H213V170H212ZM215 171H216V170H215ZM240 171H241V170H240ZM263 171H264V169H263ZM213 172H214V171H213ZM226 172H227V171H226ZM246 172H247V171H246ZM251 172H252V171H251ZM251 172H250V173H251ZM258 172H259V171H258ZM161 173H162V172H161ZM168 173H169V172H168ZM210 173H211V172H210ZM214 173H215V172H214ZM233 173H234V172H232V173H230V174L233 175ZM162 174H163V173H162ZM169 174H171V173H169ZM173 175H174V174H173ZM173 175H171V176H173ZM214 175H215V174H214ZM261 175H262V173H261ZM224 176H225V175H224ZM227 176H228V174H227ZM253 177H254V176H253ZM173 178H174V177H173ZM226 178H227V177H226ZM164 179H166V178H164ZM221 179H222V178H221ZM227 179H228V178H227ZM262 179H263V178H262ZM171 180H172V179H171ZM177 180H178V178H177L175 181H177ZM160 181H162V180H160ZM181 181H182V180H181ZM225 181H226V180H225ZM228 181H229V179H228ZM230 181H231V180H230ZM233 181H234V180H233ZM233 181H232V182H233ZM165 182H166V181H165ZM170 182H171V181H170ZM170 182H169V183H170ZM183 182H184V181H183ZM223 182H224V180H223ZM234 182H235V181H234ZM166 183H167V182H166ZM225 183H226V182H225ZM235 183H237V182H235ZM249 183H250V184H251V183L258 184V186H259V189H258V190H259V191H258L257 196H258L259 198H260V197H261V198L264 197V179H263V180H258V179L252 178V179H250ZM163 184H164V183H163ZM237 184H238V183H237ZM239 184H240V183H239ZM165 185H167V184H165ZM172 185H175V182H174V184H172ZM226 185H227V184H226ZM123 186H124V185H123ZM252 186H253V185H252ZM167 187H168V186H167ZM172 187H173V186H172ZM172 187H171V188H172ZM205 187H206V186H205ZM230 187H231V186H230ZM240 187H242V186H240ZM243 187H244V186H243ZM253 187H254V186H253ZM124 188H125V187H124ZM171 188H170V189H171ZM247 188H248V187L245 188V191L247 190ZM254 188H255V187H254ZM121 189H122V188H121ZM165 189H166V188H165ZM170 189H169V190H170ZM173 189H174V187H173ZM199 189H200V187H199ZM205 189H206V188H205ZM240 190H241V189H240ZM240 190H239V191H240ZM243 190H244V189H243ZM243 190H242V191H243ZM129 191H130V190H129ZM166 191H167V190H166ZM196 191H197V190H196ZM249 191H250V189H249ZM251 191H252V190H251ZM253 191H254V190H253ZM171 192H172V190H171ZM171 192H170V193H171ZM175 192H176V191H175ZM175 192H172V193H175ZM204 192H205V190H204ZM246 192H247V191H246ZM120 193H121V192H120ZM130 193H131V192H130ZM172 193H171V194H172ZM200 193H201V190H200ZM205 193H206V192H205ZM240 193H242V192H240ZM244 193H245V192H244ZM122 194H123V193H122ZM203 194H204V193H203ZM203 194L201 193V195H203ZM249 194H250V193H249ZM253 194H254V193H253ZM123 195H124V194H123ZM123 195L120 194L119 196H123ZM127 195H128V193H127ZM207 195H209V194H207ZM210 195H213V194H210ZM210 195H209V196H210ZM125 196H126V195H125ZM204 196H205V195H204ZM255 196H256V194H255ZM255 196H254V197H255ZM129 197H130V195H129ZM210 197H212V196H210ZM246 197H247V196H246ZM248 197H250V196H248ZM248 197H247V198H248ZM251 197H253V195H252ZM125 198H126V197H125ZM127 198H128V197H127ZM197 198H198V197H197ZM203 198H204V197H203ZM208 198H209V197H207V199H208ZM122 199H124V198H122ZM195 199H196V198H195ZM195 199H194V201H195V202H198V201H196ZM207 199H205V200H207ZM213 199H215V198H213ZM187 200H188V199H187ZM199 200H200V199H199ZM209 200H211V199H209ZM215 200H216V199H215ZM222 200H223V198H222ZM121 201H122V200H121ZM121 201H120V202H121ZM127 201H128V200H127ZM213 201H214V200H213ZM216 201H217V200H216ZM253 201H254V200H253ZM259 201H260V199H259ZM188 202H191V199H190V201H188ZM192 202H193V201H192ZM199 202L202 203L201 200H200ZM203 202H204V201H203ZM218 202H219V201H218ZM255 202H256V201H255ZM209 203H210V202H209ZM214 203H215V202H214ZM219 203H220V202H219ZM117 204H118V203H117ZM117 204H116V205H117ZM196 204H197V203H196ZM215 204H216V203H215ZM257 204H258V203H257ZM261 204H262V203H261ZM263 204H264V199H263ZM263 204H262V205H263ZM191 205H192V204H191ZM202 205H203V203H202ZM202 205L199 204L200 207H201ZM204 205H205V204H204ZM204 205H203V207H205V206L207 207V206H208V205H205V206H204ZM216 205H217V204H216ZM226 205H227V204H226ZM117 206H118V205H117ZM117 206H116V207H117ZM197 206H198V205H197ZM227 206H228V205H227ZM252 206H253V205H252ZM254 206H255V204H254ZM263 206H264V205H263ZM217 207H218V205L216 206V209H217ZM119 208H120V207H119ZM207 208H208V207H207ZM224 208H225V207H224ZM203 209H206V208H203ZM263 209H264V208H263ZM116 210H117V209H116ZM210 210H212V209H210ZM210 210H208V211H210ZM217 210H218V209H217ZM119 211H120V210H119ZM212 211H213V210H212ZM255 211H256V210H255ZM255 211H254V212H255ZM258 211H259V210H258ZM220 212L222 213L223 211H221V210L218 211V217H220V216H219ZM224 212H225V211H224ZM227 212H228V211L226 210L225 214H226ZM254 212H253V213H254ZM119 213H120V212H119ZM138 213H139V212H138ZM200 213H201V212H200ZM204 213H205V212H204ZM210 213H211V212H210ZM210 213H209V214H210ZM228 213H229V214H228V216H229V215H230V212H228ZM255 213H256V212H255ZM206 214H207V213H206ZM207 215H208V214H207ZM136 216H137V215H136ZM222 216H223V215H222ZM176 217H177V216H176ZM230 217H232V215H230V216L228 217V219H229ZM178 218H179V216H178ZM211 218H215V217H211ZM226 218H227V217H226ZM124 219H125V218H124ZM138 219H139V218H138ZM216 219H217V217H216ZM216 219H215V220H216ZM228 219H227V220H228ZM230 219H231V218H230ZM232 219H233V218H232ZM232 219H231V220H232ZM262 219H263V218H262ZM125 220H127V219H125ZM169 220H170V219H169ZM176 220H177V218H176ZM176 220H175V221H176ZM137 221H138V220H137ZM137 221H136V219L134 220V222H137ZM159 221H161V219H159ZM218 221H219V223H218V229H217V231H215L214 238H213V240H214V245H213L212 242H211V244L213 245V247H212V248H213V253H212L211 255H209V253H208L209 256H207V257L205 256L204 258H201V257H200V259L198 258L199 260H197V258H195L196 256L194 257L195 254H194V253H191V252H192V249H191V248H188L186 245L184 246V243H182V241H183V237H181V236L177 233L179 230H176V231H177L176 234H175V232H174V234H172V235L170 236V240H171V243H170V244H171V245L168 243V244H169V247L171 246L170 249L172 248V249H171L172 251H169V252L171 253V255H170V253L168 252L167 255H168V254H169V255H168V256H167V255L165 256L164 253H160L161 251H160L159 249H158V251H160V252L146 251V252L144 253V254H145V256H144V262L142 261L141 263H144V264H258V263H260V261H261V259H262V258L260 259V256H261L260 250L262 251V249H260V247H259V249L256 248V247H254V248L252 249V247H253V245H254V244H253V245H251V246H252V247H251V252L248 253V251H246V248L244 247L243 243L240 242V241H241V240H240V239H241V236H238V235H240V234H239V233H238V235L235 234V235H237L238 237H240L239 239H238L237 237H235V236H234V237H235V238H234V237L230 234V231H232V230L234 231V230H235V227H234L235 225H233V220H232V222H231V226L233 225V229H232V227H231L232 230L229 228V232H228V229H227V223H226L225 219H223V217H221V218H219V219L217 220V222H218ZM118 222H119V220H118ZM129 222H130V221H129ZM138 222H139V221H138ZM172 222H174V221H172ZM176 222H177V221H176ZM210 222H211V221H210ZM213 222H214V220L211 222V224H212ZM119 223H120V222H119ZM157 223H158V222H157ZM174 223H175V222H174ZM158 224H159V223H158ZM158 224H156V226H157ZM213 224L215 225V222H214ZM262 224H264V222H261V225H262ZM135 225L137 226V224H135ZM161 225H162V224H161ZM163 225H164V223H163ZM125 226H127V225H125ZM136 226H135V227H136ZM156 226H155V227H156ZM164 226H166V225H164ZM174 226H177V223H176V225H174ZM229 226H230V225H229ZM229 226H228V227H229ZM127 227H128V226H127ZM211 227H213V225H212ZM261 227H262V226H261ZM261 227H260V228H261ZM122 228H123V227H122ZM131 228H132V227H131ZM159 228H160V227H158V229H159ZM174 228H178V227H174ZM262 228H263V227H262ZM161 229H162V228H161ZM131 230H132V229H131ZM163 230H165V229H163ZM166 230H167V229H166ZM173 230H174V229H173ZM173 230H172V231H173ZM210 230H212V229H210ZM210 230H209V231H210ZM251 230H253V232L255 233L254 229H251ZM258 230H259V229H258ZM60 231H61V229H60ZM135 231H136V233H137V230H135ZM167 231H169V229H168ZM180 231H181V230H180ZM184 231H185V230H184ZM235 231H236V230H235ZM46 232H47V231H46ZM128 232H129V234H131L130 231H128ZM169 232H170V231H169ZM181 232H183V230H182ZM181 232H180V233H181ZM207 232H208V231H207ZM211 232H212V231H211ZM211 232H208V233H210V237L212 236V235H211ZM251 232H252V231H251ZM132 233H133V232H132ZM136 233H135V235H136ZM185 233L187 234L186 231H185ZM234 233H235V232H232V234H234ZM254 233H253V234H254ZM260 233H261V232H260ZM46 234H47V233H46ZM181 234H182V233H181ZM253 234H252V235H253ZM204 235H205V234H204ZM255 235H256V234H255ZM260 235L262 236V234H260ZM47 236H48V235H47ZM261 236H260V237H261ZM167 237H168V236H167ZM184 237H185V236H184ZM188 237H189V236H188V234H187V237H186V238H188ZM254 237H255V236H254ZM260 237H259V238H260ZM136 238H137V235H136ZM160 238H162V237L160 236ZM186 238H184V240H186ZM189 238H190V237H189ZM236 238H237L239 241H238ZM257 238H258V237H257ZM263 238H264V237H263ZM204 239H205V241L207 240V238H205V237H204ZM164 240H165V239H164ZM168 240H169V238H168ZM170 240H169V241H170ZM255 240H256V239H255ZM262 240H264V239H262ZM161 241H162V240H161ZM169 241H168V242H169ZM203 241H204V240H203ZM203 241H202V242H203ZM205 241H204L205 246H204V245H203V246H204V248H205V247L208 248V247L206 246L207 244H206ZM209 241H210V240H209ZM138 242H140V241H138ZM183 242L186 243V241H183ZM187 242H188V240H187ZM202 242H201V243H202ZM260 242H262V241H260ZM142 243H143V242H142ZM142 243H141V244H142ZM204 243H203V244H204ZM141 244H140V245H141ZM209 244H210V243H209ZM251 244H252V243H251ZM255 244H256V243H255ZM143 245H144V244H143ZM257 245L259 246V243H258ZM31 246H32V245H31ZM46 246H48V245H46ZM248 246H249V245H248ZM44 247H45V246H44ZM141 247H142V246H141ZM141 247H140V248H141ZM150 247H151V246H150ZM184 247H185V249H184ZM186 247H187L188 249H187ZM201 247H202V246H201ZM24 248H26V247H24ZM32 248H33V247H32ZM36 248H37V247H36ZM206 248H205V249H206ZM9 249H10V247H9ZM9 249H8V250H9ZM34 249H35V248H34ZM39 249H41V248H39ZM137 249H138V248H137ZM144 249H145V248H144ZM149 249H150V248H149ZM153 249H154V248H153ZM186 249H187L188 251H187ZM190 249H191V250H190ZM205 249H204V250H205ZM28 250H31V249L29 248V249H27V251H28ZM151 250H152V248H151ZM161 250H162V249H161ZM189 250H190L191 252H189ZM249 250H250V247H249ZM37 251H38V250H37ZM86 251H87V250H86ZM86 251H85V252H86ZM144 251H145V250H144ZM162 251H163V250H162ZM207 251H208V249H207ZM2 252H3V251H2ZM7 252H9V251H7ZM7 252H6V253H7ZM28 252H29V251H28ZM53 252H54V251H53ZM53 252H51V253H53ZM77 252H78V251H77ZM80 252H81V249H80ZM141 252H142V251H141ZM163 252H164V251H163ZM9 253H10V252H9ZM19 253H20V251H19ZM29 253H30V252H29ZM51 253H50V250H49V249H44V250L38 251V253H36V251H33V253L30 254V255H28V257H27V260H28V261H27V262H28L27 264H48V259L50 260V255H51ZM73 253H74V252H73ZM20 254H21V253H20ZM20 254H19V256H20ZM83 254H84V252H83ZM192 254H194V255H192ZM259 254H260V255H259ZM21 255H22V254H21ZM72 255H74V256L76 257L75 254H72V253H71V259H72V257H73ZM78 255H79V254H78ZM80 255H82V253H81ZM5 256H6V254H5ZM19 256H18V257H19ZM86 256H87V255H86ZM262 256H263V255H262ZM7 257H8V256H7ZM9 257H10V256H9ZM69 257H70V256H69ZM75 257H74V258H75ZM22 258H23V257H22ZM79 258H80V257H79ZM79 258H77V259H79ZM82 258H83V257H82ZM84 258H86V257H84ZM194 258H195V259H194ZM4 259H5V261H4ZM4 259L1 258V263H2V264H3L4 262L7 261L6 257H5ZM20 259H21V258H20ZM69 259H70V258H69ZM259 259H260V260H259ZM25 260H26V259H25ZM69 261H70V260H69ZM90 261H91V260H90ZM9 262H10V261H9ZM64 262H65V261H64ZM119 262H120V261H119ZM263 262H264V260H262L261 264H263ZM1 263H0V264H1ZM23 263H25L24 260H23ZM69 263H71V262H69ZM81 263H82V262H81ZM16 264H19V263H16ZM49 264H50V263H49ZM61 264H62V263H61ZM64 264H66V263H64ZM71 264H73V263H71ZM82 264H83V263H82Z\"/></svg>","mask_w":264,"mask_h":264}]
</instances>
